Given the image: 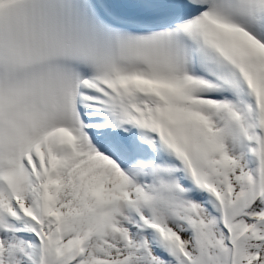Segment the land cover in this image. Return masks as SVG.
I'll use <instances>...</instances> for the list:
<instances>
[{
    "label": "snow or ice",
    "instance_id": "6c2138e0",
    "mask_svg": "<svg viewBox=\"0 0 264 264\" xmlns=\"http://www.w3.org/2000/svg\"><path fill=\"white\" fill-rule=\"evenodd\" d=\"M0 264H264V0H0Z\"/></svg>",
    "mask_w": 264,
    "mask_h": 264
}]
</instances>
